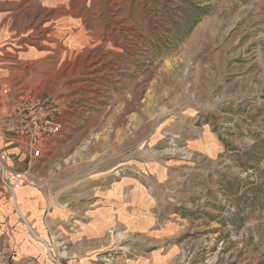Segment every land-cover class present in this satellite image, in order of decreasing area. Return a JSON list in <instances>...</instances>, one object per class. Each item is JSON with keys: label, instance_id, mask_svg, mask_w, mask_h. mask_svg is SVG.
<instances>
[{"label": "rangeland", "instance_id": "obj_1", "mask_svg": "<svg viewBox=\"0 0 264 264\" xmlns=\"http://www.w3.org/2000/svg\"><path fill=\"white\" fill-rule=\"evenodd\" d=\"M0 14L8 103L50 97L65 123L30 165L15 139L16 190L40 208L0 179V264H264V0H0Z\"/></svg>", "mask_w": 264, "mask_h": 264}, {"label": "built area", "instance_id": "obj_2", "mask_svg": "<svg viewBox=\"0 0 264 264\" xmlns=\"http://www.w3.org/2000/svg\"><path fill=\"white\" fill-rule=\"evenodd\" d=\"M16 122L11 132L25 143L30 154V162L42 160L51 141L57 138L64 128L63 113L50 97L23 95L14 107ZM17 180H6L12 193H15Z\"/></svg>", "mask_w": 264, "mask_h": 264}, {"label": "crops", "instance_id": "obj_3", "mask_svg": "<svg viewBox=\"0 0 264 264\" xmlns=\"http://www.w3.org/2000/svg\"><path fill=\"white\" fill-rule=\"evenodd\" d=\"M7 21L3 15L0 14V57L6 55L1 42L6 39L5 30H6ZM9 82L3 77L0 76V179L14 180L19 183L21 181L27 180V172L15 171L14 168L8 166V162H13L19 156L21 152V146L17 144L16 137L11 133L7 132V128L16 122V117L14 114V106L8 103L6 92ZM15 155H17L15 157ZM29 165L33 162H30V154L27 155ZM21 162V161H20ZM17 163V162H16ZM19 165L23 164L18 163ZM24 187V186H23ZM17 188L15 195L18 198L19 205H21L20 210L24 211H33L38 212L39 206V196L35 192L33 187L27 186L26 188ZM24 189V190H23ZM31 212H28L31 214ZM32 215V214H31ZM15 217V214L10 216V218ZM16 219V218H15ZM14 221V218H12ZM32 251H35L34 247H31ZM168 257L164 253H156L146 257H140L134 260L123 262L121 264H167Z\"/></svg>", "mask_w": 264, "mask_h": 264}]
</instances>
